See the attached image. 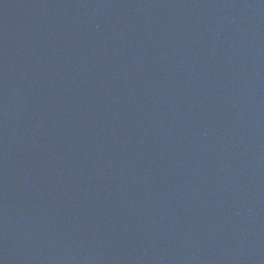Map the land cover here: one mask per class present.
Wrapping results in <instances>:
<instances>
[{
    "label": "water",
    "instance_id": "95a60500",
    "mask_svg": "<svg viewBox=\"0 0 264 264\" xmlns=\"http://www.w3.org/2000/svg\"><path fill=\"white\" fill-rule=\"evenodd\" d=\"M0 264H264V0H0Z\"/></svg>",
    "mask_w": 264,
    "mask_h": 264
}]
</instances>
